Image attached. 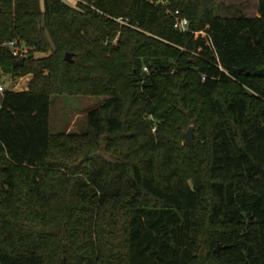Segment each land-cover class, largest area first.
<instances>
[{"label":"trees","instance_id":"1","mask_svg":"<svg viewBox=\"0 0 264 264\" xmlns=\"http://www.w3.org/2000/svg\"><path fill=\"white\" fill-rule=\"evenodd\" d=\"M171 8L0 0V264H264V0ZM55 94L105 100L53 132Z\"/></svg>","mask_w":264,"mask_h":264},{"label":"rangeland","instance_id":"2","mask_svg":"<svg viewBox=\"0 0 264 264\" xmlns=\"http://www.w3.org/2000/svg\"><path fill=\"white\" fill-rule=\"evenodd\" d=\"M72 6H76L78 0H64ZM217 3H223L228 6L237 8L236 14H243L254 17L259 14L258 0H216ZM223 15H230L228 12H221ZM41 56V53H36ZM259 71L263 72L264 67ZM0 82L4 83L8 89H20L24 84L21 78L10 73L4 72L0 68ZM13 86V87H12ZM105 96L101 95H66L55 94L51 96L50 104V128L53 132L64 130L81 131L86 124L87 114L97 108L103 101ZM193 126V125H191ZM190 127V126H189ZM188 127V128H189ZM194 127V126H193ZM155 128L153 129V131ZM195 139V127H194Z\"/></svg>","mask_w":264,"mask_h":264},{"label":"built area","instance_id":"3","mask_svg":"<svg viewBox=\"0 0 264 264\" xmlns=\"http://www.w3.org/2000/svg\"><path fill=\"white\" fill-rule=\"evenodd\" d=\"M148 1L156 5L164 6L167 9V12L173 15L174 17L173 24L176 30L180 32H188L191 30L189 19L182 14L179 8H175V9L171 8V0H148ZM196 33L202 34L203 36L208 38L209 42H211V38L205 30L196 31ZM4 46L10 49V51L12 52V54L15 56L16 59L22 56H28L29 47L18 38L11 40L7 43H4ZM145 70H148V68L145 67ZM6 90H16V89L15 88L8 89L7 87H5L4 83L0 82V94L3 95ZM0 107H1V101H0Z\"/></svg>","mask_w":264,"mask_h":264},{"label":"water","instance_id":"4","mask_svg":"<svg viewBox=\"0 0 264 264\" xmlns=\"http://www.w3.org/2000/svg\"><path fill=\"white\" fill-rule=\"evenodd\" d=\"M33 54H29L28 56H22L14 62L15 66H23L26 59L32 57ZM65 60L72 62L73 61V53L71 52H66L65 54ZM184 144L187 146H191L194 144V127L190 126L184 133ZM223 247L218 244L217 247L215 248V252H219Z\"/></svg>","mask_w":264,"mask_h":264}]
</instances>
